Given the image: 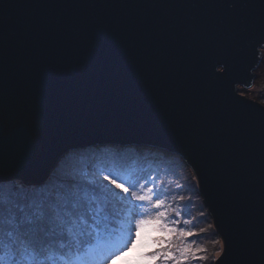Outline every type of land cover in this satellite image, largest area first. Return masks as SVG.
I'll list each match as a JSON object with an SVG mask.
<instances>
[{
  "label": "water",
  "instance_id": "1",
  "mask_svg": "<svg viewBox=\"0 0 264 264\" xmlns=\"http://www.w3.org/2000/svg\"><path fill=\"white\" fill-rule=\"evenodd\" d=\"M264 0H0V181L143 146L191 169L222 243L264 264Z\"/></svg>",
  "mask_w": 264,
  "mask_h": 264
},
{
  "label": "snow or ice",
  "instance_id": "2",
  "mask_svg": "<svg viewBox=\"0 0 264 264\" xmlns=\"http://www.w3.org/2000/svg\"><path fill=\"white\" fill-rule=\"evenodd\" d=\"M124 146H101L119 151ZM155 178L99 170L89 176L70 174L46 196L20 200L10 181H0V264H114L139 246L141 251L130 264H181L171 251L169 239L141 240L146 229L171 237L175 228L165 225L159 212L155 220L137 219L132 210L163 201L155 188ZM43 191L44 186L24 185ZM135 202V203H134ZM127 206V224L113 226L120 215L119 205ZM181 235H192L183 233ZM151 248V251L143 249Z\"/></svg>",
  "mask_w": 264,
  "mask_h": 264
},
{
  "label": "rangeland",
  "instance_id": "3",
  "mask_svg": "<svg viewBox=\"0 0 264 264\" xmlns=\"http://www.w3.org/2000/svg\"><path fill=\"white\" fill-rule=\"evenodd\" d=\"M262 53V61L255 71L256 78L253 86L240 91V94L255 101L264 100V49ZM155 151H158V155L161 153L162 155L156 157L155 160L140 163L138 169L131 175L155 178V188L158 190L163 204L160 209H156L152 205L135 208L132 210V214L137 219L142 217L155 220L159 212H164L165 215L160 217L161 221L168 227L175 228L176 232L171 237H165L149 228L142 232V242L147 243L150 239H169L172 246L171 251L178 259L181 257L183 249H189L187 259L181 260V264H214L215 259L221 253L222 243L203 204L194 174L177 155H170L158 149ZM89 163L88 160L78 159L67 153L57 162L48 179L40 184L44 186L42 192L31 187L25 188L24 184L18 180H12L10 181L12 182L11 185L4 187L6 191L11 188L13 194L18 198L22 196L23 199H34L46 196L61 181L66 180L70 174L86 172L91 176L102 169ZM122 206L126 205L121 204L119 208ZM127 210L126 206V209H123V216L126 220ZM126 224L127 222L124 225ZM148 231H150L149 238L144 236ZM181 232L192 233V235H181ZM136 250L142 249L137 248ZM143 250L151 251V248ZM127 262L124 261L122 264H129ZM169 264H175V262L170 261Z\"/></svg>",
  "mask_w": 264,
  "mask_h": 264
},
{
  "label": "trees",
  "instance_id": "4",
  "mask_svg": "<svg viewBox=\"0 0 264 264\" xmlns=\"http://www.w3.org/2000/svg\"><path fill=\"white\" fill-rule=\"evenodd\" d=\"M258 102L264 105V100L259 99ZM155 150L156 148L129 146L123 147L117 152L113 151L112 149H102L101 146H94L84 150L70 151L69 154L74 155V157L78 159L88 160L92 165L99 166L105 170H115L118 174H132L136 169H138L140 163H146L147 161L155 160L156 157L162 155V153L158 155V151ZM19 199L24 200L22 196H20ZM120 208V215L117 218V221L113 222V226L118 230L121 227H126L124 224L127 222L123 216V209H126V206H122ZM149 232L150 231H148V233H146L144 236L149 238ZM138 252V250H134L123 260L114 261V264H122L124 261L131 262L135 259V256ZM130 262L127 263L130 264Z\"/></svg>",
  "mask_w": 264,
  "mask_h": 264
}]
</instances>
